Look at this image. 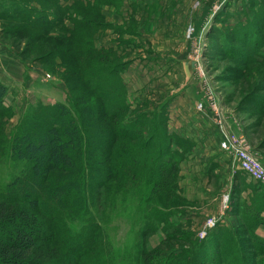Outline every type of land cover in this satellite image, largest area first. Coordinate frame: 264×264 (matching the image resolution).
Masks as SVG:
<instances>
[{
	"label": "rangeland",
	"instance_id": "374dc122",
	"mask_svg": "<svg viewBox=\"0 0 264 264\" xmlns=\"http://www.w3.org/2000/svg\"><path fill=\"white\" fill-rule=\"evenodd\" d=\"M6 1L14 17L0 15L2 65L8 57L24 64L23 81L0 74L6 141L37 105L65 102L72 93L96 100L79 90L90 76L83 62L91 45V65H100V77L111 74L117 87L110 101L120 107L118 124L141 117L155 125L118 137V145L124 141L137 154L134 146L157 128L149 147L178 158L161 176L150 178L139 164L136 179L119 174L97 182L89 212L43 208L38 215L51 237L30 257L44 264H264V208L255 228L254 222L244 227L248 212L224 202L227 168L216 160L233 156L220 145L221 125L264 154V105L253 103L264 97V0H45L48 17L60 21L44 25L19 17V3L39 8L40 1ZM87 19L90 44L80 37ZM24 26L27 34L13 32ZM29 164L4 153L0 142V197ZM240 195L250 209L252 197Z\"/></svg>",
	"mask_w": 264,
	"mask_h": 264
},
{
	"label": "trees",
	"instance_id": "16d2710c",
	"mask_svg": "<svg viewBox=\"0 0 264 264\" xmlns=\"http://www.w3.org/2000/svg\"><path fill=\"white\" fill-rule=\"evenodd\" d=\"M38 1H40L37 2L40 4L39 8L25 2L19 3L22 10L19 17L23 20L33 18L38 25L60 21L56 14H53L51 18L48 17L49 12L43 5L45 0ZM48 1L52 2V0ZM6 5H8L6 0H0V15L11 19L14 17L12 13L14 8L5 10ZM31 13H35V16L32 17ZM83 22L80 37L90 44L88 29L91 21L87 19ZM78 23L82 24L80 21ZM75 25L78 24L75 23ZM24 27L15 28L13 32L27 34L29 30L26 26ZM78 27L72 30L73 40L69 49L71 51L76 45ZM37 29L42 30L41 26ZM70 40L71 37L68 41ZM68 41L67 44H70ZM95 51L96 49H92L91 45L86 49L84 56L87 61L83 62V65L89 67L86 72L90 76L84 79L83 87L79 89L95 97L94 102L89 101L85 94L79 93L75 96L72 93L65 102L37 105L36 109H31L21 119L17 131L8 141L4 139L3 123L0 122V142L3 152L15 159L30 163L28 168L10 180L0 197V264H44L41 260L30 257L39 241L43 243L49 241L51 237L47 223L38 215V212H43V208L65 209L69 205L75 211L89 212L88 200L92 196L91 188L97 182H105L110 175L119 174L136 179L137 175L133 168L139 164V168L150 169L148 174L150 178L155 175L161 176L165 174L168 165H175L178 161V158L165 156V150L158 152L155 148L149 147L152 132H155V129L158 130L157 128L150 130L149 138L141 145L134 146L138 150L137 154H134L132 146L124 141L118 145V137L128 136L132 130L138 134L143 127L153 128L155 125L141 117L128 126L118 124L117 116L120 107L113 108L110 101L118 95L115 92L117 87L108 77L111 74L100 77L101 74L96 73L100 65H91L96 62L93 58V55H96ZM102 67L112 73L110 66L102 65ZM6 90V86L0 83V117L8 113V108L6 109L3 105ZM253 103L256 108L262 107L264 97L256 96ZM140 151L144 156L139 160L137 156ZM241 178L243 182L245 177ZM138 181L141 182L143 179L139 178ZM255 183L260 184L256 181ZM253 189L256 193L252 196L250 204L254 203L252 206L254 208L250 209L239 202L242 200L237 196L240 189L237 190L234 187L229 194L228 201L232 209L235 207V210L239 212L240 206L243 208L242 212H246L244 215L247 216L248 212L249 223L246 220H240L244 227L254 222L255 228L258 225L260 211L262 207L264 208V185L260 184ZM260 243L263 244V249L264 243ZM75 247L82 248L77 245Z\"/></svg>",
	"mask_w": 264,
	"mask_h": 264
},
{
	"label": "crops",
	"instance_id": "0c3cea01",
	"mask_svg": "<svg viewBox=\"0 0 264 264\" xmlns=\"http://www.w3.org/2000/svg\"><path fill=\"white\" fill-rule=\"evenodd\" d=\"M1 50V49H0ZM7 61H4L3 64V53L0 51V74L4 75V72L9 74L13 79H17V81H23L24 78V64L18 63L15 60H12L10 57L6 58ZM5 66V68L3 67ZM224 132L231 133L227 126H223ZM252 147V146H251ZM193 149H197L196 147ZM252 150L260 157L261 161L264 162V154L260 148L252 147ZM217 157H214V159ZM213 159V158H212ZM218 161L217 165H220L227 168L226 178L228 183L224 184L226 193L230 194L235 187L237 190L240 189V194L247 195V197H252L256 191H254L253 187H259L260 184L255 183V181L249 179L245 174H243L239 168L237 167V161L233 158V156L228 155V159L224 157V160L220 157L216 159ZM215 166V165H214ZM190 168V167H189ZM217 168V167H216ZM244 176L245 180L242 182L241 177ZM226 183V182H225ZM256 184V185H254ZM257 193L259 191L257 190ZM251 203V201H250ZM227 213L226 216H228ZM216 219V218H215Z\"/></svg>",
	"mask_w": 264,
	"mask_h": 264
},
{
	"label": "built area",
	"instance_id": "2783aa9c",
	"mask_svg": "<svg viewBox=\"0 0 264 264\" xmlns=\"http://www.w3.org/2000/svg\"><path fill=\"white\" fill-rule=\"evenodd\" d=\"M223 139L220 142L222 148L229 150L237 161V167L251 180L264 185V163L260 157L246 144L243 138H237L231 133L224 132L221 125ZM229 195H225L224 202L227 204ZM216 225V219H209L200 230V237L208 236L210 230Z\"/></svg>",
	"mask_w": 264,
	"mask_h": 264
}]
</instances>
